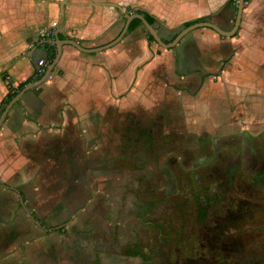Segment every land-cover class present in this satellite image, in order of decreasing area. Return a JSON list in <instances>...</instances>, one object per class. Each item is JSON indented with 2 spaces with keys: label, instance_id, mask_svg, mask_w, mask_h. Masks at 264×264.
<instances>
[{
  "label": "crops",
  "instance_id": "0c3cea01",
  "mask_svg": "<svg viewBox=\"0 0 264 264\" xmlns=\"http://www.w3.org/2000/svg\"><path fill=\"white\" fill-rule=\"evenodd\" d=\"M58 1L0 0V103L9 86L35 74L39 59L49 62L53 43L43 41L55 39ZM235 1L68 0L58 38L106 43L132 8L155 17L161 38L198 18L230 30ZM138 145L145 158L156 155L155 167L176 196L178 183L198 184L202 169L224 160L215 178L226 171L223 181L241 191L226 207L222 236L215 239L210 227L203 234L211 237L195 234L202 225L198 185L184 195L194 222L147 216L153 203L169 204L163 184L164 192L146 190L147 206L138 203L145 194L138 174L151 175ZM127 181L133 189L122 193ZM95 182L117 184L116 206H99L95 199L105 194L91 192ZM0 195L38 223L50 214L54 229L68 236L55 241L49 264H264V0L244 1L231 36L198 27L163 48L140 25L104 50L62 45L50 76L27 90L0 126ZM129 200L132 212L122 205Z\"/></svg>",
  "mask_w": 264,
  "mask_h": 264
},
{
  "label": "rangeland",
  "instance_id": "374dc122",
  "mask_svg": "<svg viewBox=\"0 0 264 264\" xmlns=\"http://www.w3.org/2000/svg\"><path fill=\"white\" fill-rule=\"evenodd\" d=\"M140 146L141 145L136 146L135 149H138ZM137 152H140L144 157V151H141L140 149H138ZM146 153H149V154H147L146 158L144 157V160L146 163L145 167L148 170V172H151V175L149 178H142L140 177V174H138L139 182L137 186L138 188H141L142 191H144V193L146 192V190H149V189L154 190L156 192H160V191L164 192V190L160 188V185L163 184L165 191H167V194L166 195L163 194V197L166 196L165 198L167 200V204H169L168 205L169 207H162L160 206L161 203L159 202L158 204L153 203L152 206L150 205V208L152 207V209L149 210L150 213L147 216L152 217L154 221L171 220V222H173L174 224H177L180 222H183V223L194 222L195 219H194V213H193V206L191 204H188V205L185 204L184 195H187L191 191H194L195 187L198 184L193 181H191V183L186 182V181H184V183L182 184L178 183L177 185L179 186V193L177 196L174 195V193L172 192L174 190V183H172L171 181L166 182L167 180L161 177L162 172L159 169V167H155L158 161L156 155H153L151 152H146ZM209 161L206 160L207 163H209ZM203 162H204V159H203ZM129 164L131 165V163ZM132 164H133V161H132ZM223 164H224L223 159H221L219 162L213 161L212 162V165L214 166L213 168H216V169L211 170L212 165H210V166H207L206 170L202 169L201 174H204V175L208 174V176H206L208 178L215 177V173H217L220 170L221 168L220 166H222ZM179 171L180 170L178 169L177 173H180ZM222 171L223 170H221V172ZM225 173H226L225 177L228 178L227 177L228 172L225 171ZM225 177L223 176L221 180H224ZM128 183L129 182L127 181L125 184L121 185V188L119 190H121L122 193H128V190L132 191L133 186L130 184L128 185ZM116 185L117 184H113V183H105V184H99L97 182L91 183V187H92L91 192H93V194H96L95 192L97 191L95 190H97V188L102 190L105 194L104 199H101L100 196L96 197L95 201L97 200L99 202V206H102L105 203H107L106 205H108V203H110V205L111 203H114L112 197L114 194L113 192H115L114 189ZM225 185H226L225 198L223 200L217 201L216 203L217 205L215 206V208H213V210L210 213L211 215L206 219V223H205L206 225L202 224L199 230L195 232V234H198L200 238L210 236V233H207V236L204 235L206 234L204 232L206 230V227L212 228L211 235L213 237L221 233V232L215 231L214 224L216 222L218 223L222 221L225 222L226 216L228 217L227 209H226V207L228 206V203L231 202V200H233V202L234 201L236 202V200L231 199V197L234 198L235 196L236 197L239 196V193L241 190L239 188L238 183H234V182L227 180ZM3 197H7V196L0 195V199L3 200V205L0 207V264H45V262L46 264H49L48 260H50V257H47V256L52 254L54 249L56 248L55 241L57 239H64L68 236L67 235L65 236L64 234H59L56 230H53L52 228H50V230L47 229V231H44L42 227H39L36 224H34L35 221L33 220V218H36V215H30L27 213L25 214V212H23V210L21 211L20 208H14V207L9 206V204L13 203L14 200L9 197L3 199ZM176 197H179V199ZM85 198H88V196L86 195ZM140 198L141 199H138L137 201L138 203L142 204L141 206H147L148 205L147 202L151 201L152 199L150 195L147 193H145L144 195L142 193L140 195ZM157 200L160 201V198H157ZM90 201H91V197H90ZM124 203L125 202L122 201V205H124V207L130 208L128 212H132L133 201L129 200L128 203H125V204ZM114 206H116L115 203H114ZM181 210H183V212ZM12 211L14 213H11ZM36 211L37 210H35V212ZM10 213L12 214L11 216H10ZM214 215H219V216H214ZM69 217L70 216H66L65 220H67ZM142 217H143L142 222H145L147 219H149V218H145V216H142ZM42 219L43 220L41 222L43 223L42 225L43 227H46V228H48L49 226L53 227V225L51 224L53 220L50 214L49 216L44 215ZM124 219L125 218L120 220L119 218L120 220L119 222L121 223L126 222V221H123ZM104 222L105 223L107 222L106 223L107 225L109 224L112 225L113 220L109 218V214L105 215ZM12 225L14 227H12ZM173 233L174 232L172 231L171 234ZM94 234H95V237L103 238L104 236V234L100 232L94 233ZM85 238H88V237L87 236H85L84 238L79 237V239H85ZM142 239H145V238H142ZM61 253L63 252L61 251Z\"/></svg>",
  "mask_w": 264,
  "mask_h": 264
},
{
  "label": "water",
  "instance_id": "95a60500",
  "mask_svg": "<svg viewBox=\"0 0 264 264\" xmlns=\"http://www.w3.org/2000/svg\"><path fill=\"white\" fill-rule=\"evenodd\" d=\"M67 1L68 0H59L58 1L59 20H58V23L56 26V30L54 32V37H55L54 41L53 40H44L43 41V43H53L55 45L56 52H55L54 57L47 63L43 73L38 78L33 79V80L25 83L5 103L4 107L2 108V110L0 112V126L5 119L7 112L13 106V104H15L27 90L41 84L51 74V72L53 71L54 66L57 63L59 56L61 54L62 45L70 44V45L74 46L75 48H77L78 50H80L82 52H88V53L107 49V48L113 46L114 44H116L124 36V34H126V32L128 30V25L133 18L140 19L141 26L143 27V29L149 35H151V37L153 38L154 42L157 45H159L160 47H163V48H172L173 46H175V44L180 40V38L184 34H186L188 31H190L194 28H198V27H208V28L215 30L216 32H218L221 35L231 36L238 29V26L240 23V18H241V13H242V8H243V4H244L245 0H236L235 1V8H236L235 11L236 12H235V17L233 19V24H232V27L230 30H223L221 27H219L218 25H216L215 23H213L209 20H200V21H195V22H192L188 25L182 26L181 28H179V30L176 32L174 37L169 42H165L162 40L161 36L159 35V33L157 32L155 27L152 24H150L144 18V16L142 14L137 13V12H133V13H129L126 15V18L123 22L121 30L113 39L109 40L106 43L100 44L98 46H92V47L83 46L73 38H58V34L62 33L63 27H64V5ZM39 44H41V43H39Z\"/></svg>",
  "mask_w": 264,
  "mask_h": 264
},
{
  "label": "flooded vegetation",
  "instance_id": "af4514ba",
  "mask_svg": "<svg viewBox=\"0 0 264 264\" xmlns=\"http://www.w3.org/2000/svg\"><path fill=\"white\" fill-rule=\"evenodd\" d=\"M225 171L221 172L219 176L212 177V178H208L205 177L203 174L199 176L198 180V188L200 191V207L198 208V212H199V219L201 221L200 224L206 223V219L211 215V211L213 210V208H215V206L217 205V201L223 200L224 199V195L223 192L225 191V182L223 180H221V178H223V176L225 177ZM208 176V175H207ZM226 179V177H225ZM218 180V181H217ZM218 186V187H217ZM215 189V193L213 192V190ZM217 189V190H216ZM224 189V191H223ZM223 191V192H222ZM208 193V195H210V197H208V199L205 198V195ZM212 193L214 194V197L212 195ZM205 194V195H204ZM210 198L212 199L210 201ZM202 206V207H201ZM214 214V212H213ZM214 216H219V215H214ZM204 219V222H202ZM33 220L35 221L34 224H36L39 227H42V229L44 231L50 230V228H52L53 230H55L58 225H53V227L49 226L48 228L43 227V223L41 221H39L40 223H38L36 220V218H33ZM149 222V219L146 220L145 222H143L144 224H147ZM226 222V219H225ZM225 222H216L214 224L215 229L217 230V232H221L224 228V224ZM206 225V224H204ZM55 228V229H54ZM219 236H222V233L216 235L214 238L217 239L219 238ZM223 238V237H220Z\"/></svg>",
  "mask_w": 264,
  "mask_h": 264
},
{
  "label": "trees",
  "instance_id": "16d2710c",
  "mask_svg": "<svg viewBox=\"0 0 264 264\" xmlns=\"http://www.w3.org/2000/svg\"><path fill=\"white\" fill-rule=\"evenodd\" d=\"M235 1V0H234ZM133 12H137V13H140L144 16V18L150 23L152 24L155 29H157V27L155 26V23H156V19L153 15L149 14L148 12L146 11H143L139 8H132L129 10V13H133ZM202 18H198V19H195V20H190V21H187L184 23V25H188L192 22H195V21H200ZM141 25V21L140 19L138 18H133L129 25H128V30H131V29H134L135 27L137 26H140ZM146 32V31H145ZM175 33L170 37V38H162L163 41L165 42H169L173 37H174ZM59 37H62L63 35L62 34H58ZM146 36H147V39L149 42H152L154 41L153 38L151 37V35H149L147 32H146ZM44 44H47V43H44ZM52 52L50 53V56L48 58V61H50L54 55H55V45L52 44ZM41 74H34L32 75L31 77L27 78V80H25L24 82H21L17 87H12V86H9L8 87V92L6 94V96L4 97V99L2 100V102L0 103V111L2 110V108L4 107L5 103L17 92L18 89H20L25 83H27V81H30V80H33V79H36L40 76Z\"/></svg>",
  "mask_w": 264,
  "mask_h": 264
},
{
  "label": "built area",
  "instance_id": "2783aa9c",
  "mask_svg": "<svg viewBox=\"0 0 264 264\" xmlns=\"http://www.w3.org/2000/svg\"><path fill=\"white\" fill-rule=\"evenodd\" d=\"M55 24V23H54ZM53 24V25H54ZM56 25V24H55ZM46 32H51V30H46ZM42 34H44V32H42ZM47 65V62L46 60L44 59H39L36 63V68H35V74H42L44 69H45V66ZM50 76V75H49Z\"/></svg>",
  "mask_w": 264,
  "mask_h": 264
}]
</instances>
